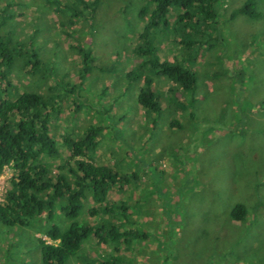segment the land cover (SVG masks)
I'll list each match as a JSON object with an SVG mask.
<instances>
[{
  "label": "rangeland",
  "instance_id": "1",
  "mask_svg": "<svg viewBox=\"0 0 264 264\" xmlns=\"http://www.w3.org/2000/svg\"><path fill=\"white\" fill-rule=\"evenodd\" d=\"M246 1L219 0L214 21L200 15L189 26H176L174 9L169 25L155 29L154 56L191 69L196 84L181 97L173 88L171 97L172 83L153 77L165 109L153 126L138 105V71H148L135 54L149 18L140 11L154 8L149 0H0V41L13 49L22 44L27 58L24 43L33 38L42 61L32 74L18 55L13 84L21 93L67 92L51 123L59 148L66 151L64 137L99 125L95 161L139 175L109 197L130 206L117 216L133 222L141 237L119 251L88 238L66 264H106L112 257L121 264H264V0H256L258 19L232 17ZM78 46L93 58L90 71ZM10 177L9 169L0 175V203ZM237 204L246 208L243 221L231 218ZM94 206L88 197L79 220L87 221ZM64 219L57 211L54 223L63 230L70 224ZM42 230L0 224V264H42L38 240L50 242Z\"/></svg>",
  "mask_w": 264,
  "mask_h": 264
},
{
  "label": "trees",
  "instance_id": "2",
  "mask_svg": "<svg viewBox=\"0 0 264 264\" xmlns=\"http://www.w3.org/2000/svg\"><path fill=\"white\" fill-rule=\"evenodd\" d=\"M218 1L149 0L154 5L153 10L146 6L141 9L140 17L144 19L149 15V18L139 35L135 54L141 59L140 67L148 72L138 71V78H143L138 105L152 119L153 126L165 110L162 94L153 77L172 83L166 86L169 96L176 88V94L180 91L181 97L183 91H191L196 84V76L191 69L154 56L155 29L169 25L168 17L174 9L180 12L176 26L184 23L197 25L201 21L196 20L200 15H204L202 20L214 21ZM86 4V9L95 5ZM9 7L11 4L5 10ZM239 14L258 19L260 13L256 10V0H247L232 13V17ZM188 30L189 33L193 31L194 36L199 32L196 28ZM174 31L177 29L174 28ZM33 41L30 38L27 43L22 42L24 47L28 44L27 49L31 50L27 58L24 56L27 50L22 44L17 42L18 48L13 49L9 41H0V175L6 169L11 170L9 188L0 203V224L8 228L29 227L33 223L41 226L42 233L50 241L38 240L42 264H66L70 258L79 256L88 238H94L101 246L114 245L115 250L119 251V244L127 245L133 238L141 236L133 222L120 220L117 216L120 211L126 213L130 206H122V201L115 204L109 194L117 186L123 189V184L129 185L139 175L134 172L121 175L109 164L95 161L94 154L102 132L99 125L87 126L83 134L74 138L64 137L66 151L59 148L52 135L51 123L61 114V102L67 92L57 93L50 87L47 95L34 90L21 93L11 81L13 64L18 55L25 58L23 69L32 74L40 69L42 61L33 48ZM180 43L183 44V41ZM195 43L189 42L186 49ZM78 47L83 65L90 71L93 58L81 46ZM173 126H176L175 122ZM55 160H61L60 164L53 166ZM88 197L96 206L88 210L90 218L87 221H80ZM57 211L64 215V225L70 222L65 230L54 223ZM246 215V208L242 204H237L231 211V218L235 221H243ZM125 223L131 227L124 228ZM106 264H121V259L112 257Z\"/></svg>",
  "mask_w": 264,
  "mask_h": 264
}]
</instances>
